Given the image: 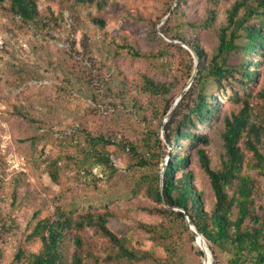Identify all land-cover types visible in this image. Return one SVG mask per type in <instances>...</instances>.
Listing matches in <instances>:
<instances>
[{
	"label": "rangeland",
	"instance_id": "rangeland-1",
	"mask_svg": "<svg viewBox=\"0 0 264 264\" xmlns=\"http://www.w3.org/2000/svg\"><path fill=\"white\" fill-rule=\"evenodd\" d=\"M35 1L41 19L53 23L47 28L39 19L35 27L43 28L42 34L0 10V22L7 17L14 25L0 26L6 36L0 52V264H28L26 257L19 262L16 255L20 249H40V242L29 237L35 224L74 205L75 215H108L110 230L148 257L111 260L115 250L110 241L97 227H86L69 232L82 239L78 249L84 264H205L191 230L158 211L168 206L146 197L142 177L163 174L169 158L163 155L170 151L168 114L197 95L193 83L199 59L172 45L186 48L182 36L198 41L207 62L217 52L216 28L187 23L200 24L208 2L185 0L176 7L179 0H108L99 9L76 0ZM234 1H226L219 17L226 16ZM94 18L103 20L104 27ZM9 28L17 35L8 33ZM242 60L243 53H233L228 65L241 70ZM257 70L258 79L248 91L237 83L220 89L213 81L205 84L206 93L220 95L223 103L219 118L199 129L210 136L213 168L222 162L225 116L239 115L249 102L251 120L264 124V59ZM147 79L166 90H150ZM101 135L109 140L102 152L110 164L92 157L91 138ZM237 146L247 159L242 174L255 180L256 207L264 214V171L251 160L245 138ZM198 148L190 145L184 151L190 154L188 170L211 204L214 193ZM75 250L69 238L66 254L71 257Z\"/></svg>",
	"mask_w": 264,
	"mask_h": 264
},
{
	"label": "trees",
	"instance_id": "trees-1",
	"mask_svg": "<svg viewBox=\"0 0 264 264\" xmlns=\"http://www.w3.org/2000/svg\"><path fill=\"white\" fill-rule=\"evenodd\" d=\"M76 1L84 5H95L99 9L108 4V0ZM184 1L179 0L176 7L183 5ZM206 1L208 6L203 21L198 24L189 20L187 23L189 26L216 28L219 40L217 52L211 61L207 62L206 52L198 41L181 37L180 40L185 46H190L198 55V74L193 83V90H197V95L188 104L179 103L165 126L170 151L163 157L168 155V165L162 175L156 173L154 176L147 174L142 177L146 184L145 195L157 204L167 205L168 207L159 208L158 211L180 219L188 231L191 230L189 224H186L189 221L205 238L213 254L214 264H264V214L256 207L255 180L242 174L247 159L243 149L237 146L239 140L245 138L246 148L253 156L251 160L256 167L264 171V124L256 119L251 120L249 112L252 108L249 102H246L239 115L233 113L231 116H225L226 129L222 134L224 151L218 168L211 165L207 149L210 136L200 133L199 130L200 127H210L211 121L218 119L222 111L223 103L218 98L220 95L206 93L207 82L213 81L219 89L223 86L234 88L237 83L243 90L248 91L250 85L257 81V68L261 59H264V0H236L224 18L219 17V11L229 0ZM1 9L9 12L15 21L43 33V28L35 27L41 19L35 0H0ZM2 18L4 21L0 22V26H14L7 17ZM63 19L68 22L69 17L64 14ZM254 20L258 23L254 24ZM41 21L47 28L53 24L49 19L48 22L43 18ZM93 21L103 27L105 25L103 20L94 18ZM6 31L17 35V31L12 28ZM163 33L168 34L166 30ZM172 46L189 54L185 47ZM233 53H243L241 70L228 65V59ZM255 55H259L261 59H256ZM192 65L193 69L194 63ZM237 74L241 77H237ZM147 85L155 92L166 90L165 85L149 79ZM247 96L250 99L252 94L248 93ZM107 143L109 140L102 135L91 138L95 152L92 157L102 164L111 163L110 157L102 152V147ZM155 143L159 147L163 144L159 135ZM196 144L200 145L197 150L199 162L212 185L214 202L211 204L195 184L193 171L188 170L191 165L190 154L184 151L187 146ZM76 211L75 205L67 210L58 208L52 217L39 220L29 237L40 242V249L29 252L20 249L16 255L17 260L20 262L26 257L28 264H84V255L78 249L82 239L79 235L70 237L69 232L86 227H97L110 241L115 250L111 260L140 261L148 258L146 254L130 249L125 238L110 230L107 225L108 215H75ZM69 238L73 239L76 246L71 257L66 254ZM199 254L202 257L205 255L203 251ZM223 256L226 260L222 259Z\"/></svg>",
	"mask_w": 264,
	"mask_h": 264
},
{
	"label": "water",
	"instance_id": "water-1",
	"mask_svg": "<svg viewBox=\"0 0 264 264\" xmlns=\"http://www.w3.org/2000/svg\"><path fill=\"white\" fill-rule=\"evenodd\" d=\"M186 48L188 50H190L191 52H193V54L195 55V57L198 58V55L196 54V52L191 49L190 47L186 46ZM175 107L169 112L168 114V119L171 117L173 111H174ZM188 224L190 226L191 232L193 234V236L196 238V242L199 244L201 250L204 252L205 254V264H212L213 262V254L209 248L208 245H206V240L205 238L196 230V228L194 226H192L190 224V222L188 221ZM208 246V247H207Z\"/></svg>",
	"mask_w": 264,
	"mask_h": 264
},
{
	"label": "built area",
	"instance_id": "built-area-1",
	"mask_svg": "<svg viewBox=\"0 0 264 264\" xmlns=\"http://www.w3.org/2000/svg\"><path fill=\"white\" fill-rule=\"evenodd\" d=\"M5 46H6V36L0 34V52L5 48Z\"/></svg>",
	"mask_w": 264,
	"mask_h": 264
},
{
	"label": "bare ground",
	"instance_id": "bare-ground-1",
	"mask_svg": "<svg viewBox=\"0 0 264 264\" xmlns=\"http://www.w3.org/2000/svg\"><path fill=\"white\" fill-rule=\"evenodd\" d=\"M198 244V243H197ZM199 245V244H198ZM206 245H207V243H206ZM208 247V246H207Z\"/></svg>",
	"mask_w": 264,
	"mask_h": 264
}]
</instances>
